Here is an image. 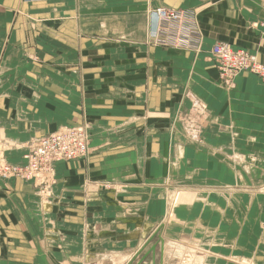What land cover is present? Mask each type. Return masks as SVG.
I'll list each match as a JSON object with an SVG mask.
<instances>
[{
    "label": "crops",
    "instance_id": "crops-1",
    "mask_svg": "<svg viewBox=\"0 0 264 264\" xmlns=\"http://www.w3.org/2000/svg\"><path fill=\"white\" fill-rule=\"evenodd\" d=\"M160 7L184 11L197 49L153 44ZM217 42L264 66V0H0V156L23 163L65 128L89 138L84 158L53 164L46 190L0 180V264H130L156 244L160 264L159 238L202 252L200 264H233L195 238L231 231L239 197L225 209L215 189L196 191L174 210L170 197L264 172V85L249 73L224 83Z\"/></svg>",
    "mask_w": 264,
    "mask_h": 264
},
{
    "label": "built area",
    "instance_id": "built-area-1",
    "mask_svg": "<svg viewBox=\"0 0 264 264\" xmlns=\"http://www.w3.org/2000/svg\"><path fill=\"white\" fill-rule=\"evenodd\" d=\"M151 15L157 21L154 45L197 49V45L183 35L184 11L160 7L151 12ZM210 53L217 63L220 79L224 83L230 84L239 74L249 73L258 77L264 85V66L258 62L256 55L222 42L215 43ZM87 136L83 128H65L40 139L24 155L23 163L8 164L2 161L0 180H34L39 181L38 185H42L44 190L48 189L45 181L52 172L54 163L74 161L87 155ZM43 178L46 180H41Z\"/></svg>",
    "mask_w": 264,
    "mask_h": 264
},
{
    "label": "rangeland",
    "instance_id": "rangeland-1",
    "mask_svg": "<svg viewBox=\"0 0 264 264\" xmlns=\"http://www.w3.org/2000/svg\"><path fill=\"white\" fill-rule=\"evenodd\" d=\"M2 161L4 163L14 164L8 162L7 158L0 156V167ZM251 175L252 176H249V185L243 187L234 186L227 189L220 187H201L198 189L183 187L170 188V197L171 199H174L171 202V205L173 206L171 207L173 208V210L181 201L182 195H193L190 193H194L196 191H199V193L204 196L209 195L215 189L216 192L214 193L218 198L217 202L219 205L224 206L225 209L227 205L226 201H229L232 195L235 197H239L234 202V204H232L233 210L229 209L231 214L230 219H232L233 221L231 231L228 230L227 232H223L222 228H219L218 235L212 237V239L206 235L198 236V238H195V242H197L198 244H212V247L207 246V249H210L212 253L219 252V255L228 257L230 256L229 259L232 260L233 264H256V259H259V256L264 259V172H256ZM227 214L229 215L228 211ZM168 223L169 225L174 224L173 213H171V218ZM181 241L183 243L184 240ZM186 242L195 244V242H192L190 240H186ZM223 244H228V246L233 249L229 251L222 250L221 245ZM260 245L262 246V250L259 253L258 249ZM242 247H246L247 249L249 248V253L242 254ZM208 253L210 252H207V254Z\"/></svg>",
    "mask_w": 264,
    "mask_h": 264
},
{
    "label": "bare ground",
    "instance_id": "bare-ground-1",
    "mask_svg": "<svg viewBox=\"0 0 264 264\" xmlns=\"http://www.w3.org/2000/svg\"><path fill=\"white\" fill-rule=\"evenodd\" d=\"M163 255L164 257L165 256L168 257L169 255L170 258H174V259L179 258L180 259L179 264H200V261L202 260L201 258L204 257L202 252L193 250L192 248H186V247L183 248L182 244H179L171 240L165 242ZM125 260L126 258H122V257L119 260L113 259L114 263L116 264H124Z\"/></svg>",
    "mask_w": 264,
    "mask_h": 264
},
{
    "label": "water",
    "instance_id": "water-1",
    "mask_svg": "<svg viewBox=\"0 0 264 264\" xmlns=\"http://www.w3.org/2000/svg\"><path fill=\"white\" fill-rule=\"evenodd\" d=\"M158 244L160 245V264H162V258H163V250H162V241L161 239L159 238L158 239ZM156 245L154 246H151L143 255H142V252L143 250L133 259L132 262H130V264H132L133 262L136 261L135 264H143V262L147 259V257L149 255H151V264H155L156 262V257H155V249H156ZM141 255V257H139ZM139 257V259H138Z\"/></svg>",
    "mask_w": 264,
    "mask_h": 264
}]
</instances>
